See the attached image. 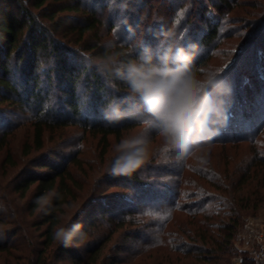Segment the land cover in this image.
Wrapping results in <instances>:
<instances>
[{"label": "trees", "instance_id": "trees-1", "mask_svg": "<svg viewBox=\"0 0 264 264\" xmlns=\"http://www.w3.org/2000/svg\"><path fill=\"white\" fill-rule=\"evenodd\" d=\"M188 1L192 3L186 10L188 17L181 20L180 29L191 22L192 26L190 30H186L187 34H191L193 29L194 32L200 30L199 42L205 48H215L222 36H231L229 29L224 33L220 31L221 20L214 21L207 15L208 5L200 0H181L180 6ZM78 2L79 0H0V104L8 103L21 108L27 106L28 111H31L32 146L25 144L24 154H28L32 147L36 150L43 147L45 131L52 133L70 126L99 136L103 154L109 146V136L119 141L124 134L137 128L134 119H123L110 125L99 117L104 110H110L115 105L129 107L133 112L135 109L133 101L127 97V86L111 73H102L97 63L91 60L97 57L103 62H108L110 57L123 59L139 43H131L135 35H126L119 39L121 43L107 48L97 32L98 23L101 24L97 10L91 8L77 24L68 23V28L76 34V39L69 37L65 41L86 44L85 47L88 46L92 51L88 60L55 34L50 35L47 32L50 28L30 9L50 8L57 3L58 11L79 10ZM246 2L247 0H214L211 6L222 15L234 12L237 6ZM154 4H150L148 9L156 8ZM258 4V11L254 13L252 24L250 23L252 29L246 32L248 37L246 34L237 35L238 38L246 37L242 40L235 60L242 57L255 42L264 38V0ZM159 5V8L167 10L166 15L171 13L169 22L173 23L180 6L174 8L167 0L160 1ZM56 12L51 11L45 16L53 30H57L61 24V19H55ZM191 15L198 21L191 20ZM154 23L162 24L156 20ZM109 25L111 28L112 23ZM164 26L166 25L163 28ZM248 26L250 25L246 27ZM41 57L53 63L51 69L57 77L56 85L64 95L62 100L66 109L63 106L55 107L48 90L42 93L39 88ZM203 58L200 56L196 59L197 67L200 62L207 60ZM261 63L264 69V58ZM234 64L232 62L230 68L221 71L224 79L230 76ZM80 78L84 82L86 93H90V112L84 106L85 103L79 101L76 88ZM243 102L253 104L248 103V100ZM98 107L101 109L98 110ZM55 111L56 115L51 114ZM260 122L262 124L258 125ZM263 122V117L256 114L251 121L245 118L244 121L237 122L236 128L223 127V131L220 130V134L211 143L193 146L191 154L180 163H176L169 148L152 133L150 140L157 144L156 153L150 157L152 163L145 169L148 172L142 173L143 169L135 165L127 167V171H122L126 167H121L115 176V180L140 188L137 189L139 191L129 197L128 204L122 205L125 207L120 208V213L109 210L106 220L113 227L95 242L87 241L81 250L84 255L77 252L76 247L58 244L52 236L60 217L64 222L69 219L76 222L79 218L78 213L65 218L69 202L77 196L76 190L73 191L76 181L68 170L67 162L61 167L59 163L49 161L35 164L46 170L43 173L26 171L11 186L10 192L16 194L15 199L22 201L27 198V212L24 217L9 221L12 225L10 237L13 240L10 241L9 237L0 239V264H122V259L116 255L106 261L104 250L115 232L129 223L137 225V230L127 234L125 238H130L132 244L139 243V247L132 251L133 258H137L133 264H229L234 254L240 255L233 248V239L242 214L264 209ZM251 131L253 135L248 134ZM1 133L0 150L6 129ZM11 157L8 151L6 160L13 162ZM129 158L131 155L123 159ZM159 167L164 168L163 171ZM154 168L157 171H152ZM153 176L156 177L155 180L168 178L158 184L164 189H171L167 192L172 193L169 199L160 198L162 202L160 199L159 202L146 199L145 204L152 205L147 209L137 210L142 203L139 192L147 185V178ZM52 192L57 193L59 198L54 201V210L45 214L39 210L36 199ZM117 199L121 201L124 198ZM133 199L138 201L133 203ZM94 200L89 201L94 204ZM166 200L168 202L165 206L163 202ZM127 215L130 217L128 222L125 221ZM31 216L32 219L28 218ZM2 222L3 218L0 217V223ZM93 224L89 223L90 226ZM94 227H98V224ZM127 248L124 245L122 252ZM150 257L153 260L148 262Z\"/></svg>", "mask_w": 264, "mask_h": 264}, {"label": "rangeland", "instance_id": "rangeland-1", "mask_svg": "<svg viewBox=\"0 0 264 264\" xmlns=\"http://www.w3.org/2000/svg\"><path fill=\"white\" fill-rule=\"evenodd\" d=\"M160 1L163 0H79V10L58 11L56 9L59 4L57 3L50 6V8L35 9L31 7L30 9L37 15L40 21L44 22L47 28H50L47 31L50 35L52 33L55 34L68 47L73 48L74 51H78L86 57L92 53L88 46L87 48L85 47L86 44H79L77 41L66 43L65 41L69 37H72L73 40L76 39V34L68 28V23L72 25L77 24L78 21L86 16V12L91 8L97 10L98 18L101 21V24L98 23L97 32L107 48H112L114 45L116 46L121 43L119 39L126 35V37L135 35L134 40H131L132 44L137 41L155 44L154 34L163 28V25H166L164 28H174L178 34H183L185 43L194 42L199 45L200 52L198 57L203 56V60H207L200 62L198 67L215 68L224 72V70L230 68L232 62H235L230 76L226 79L232 86V95L229 98L228 122L223 127L236 128L237 122L244 121L245 118L251 121L256 114H260L264 119V69L261 65V59L264 58V38L255 42L242 57L237 60L234 58L242 46L245 37H248L246 32L252 29L251 21L255 16L254 13L258 11V2H261V0H247L245 4L237 6L234 12H226L222 15L218 14L211 6L214 0H200L208 5L207 15L212 20H221L220 31L224 33L229 29L231 32V36H222L215 48H205L200 44V30H195L194 32L193 29L191 34H187L186 30L191 29V22L188 23L190 25L187 24L183 29H180L182 24L181 20L188 17L186 10L192 2L188 1L180 6L181 0H167L174 8L180 6L177 16L174 17V22L171 23L169 22L171 13L166 15L167 10L165 8H159ZM71 3L74 4V2ZM150 4H154L156 8L148 9ZM51 11H57L55 19H61L60 27L57 30L52 29V25H50L45 17ZM190 19L198 21L192 15ZM155 20L161 21L162 24L154 23ZM110 23H112L111 28ZM248 24L250 26L246 27ZM239 34L242 36L246 34V36L238 38L237 35ZM41 59L42 61L39 63V88L42 93L48 90V95L51 94V100L55 107L60 108V106H63L66 109L62 100L64 99V95L62 96L60 93L56 85L57 77L51 69L53 63L45 60L43 57ZM91 60L95 63L98 61L103 62L98 57ZM81 78L77 83L76 90L79 101L84 102V106L90 112L92 100L90 93H86V88ZM242 99L243 101L248 100V103L253 104H247ZM100 109L98 107V110ZM51 114L56 115V111ZM99 117H102L106 121L103 114ZM260 124L262 123L260 122L258 125ZM262 126L264 127V125ZM223 127L220 129L221 131H223ZM3 129H6L7 133L4 134L3 146L0 150V217L3 218V222L0 223L1 240L8 237L10 241L13 240L10 237V228L12 225L9 221L12 218L24 217L27 212L25 205L27 198L22 201L15 199L16 194L13 195L10 192L11 186L26 171L32 170L43 173L46 170L35 166V164H40L42 161H49L59 163L61 167L67 162L68 170L76 181L73 184V191L76 190L77 196L75 200L69 202L70 204L66 208L65 218L68 219L70 216L72 217V215L78 213L79 218L76 222L84 225V229L89 233L88 241L94 240L95 242L98 237L103 234L105 235L113 227L106 220L109 210H114L116 214L120 213V208L125 207L122 205L128 204L129 197L131 195L134 196L139 191L137 189H140L133 188L124 181L115 180L116 174L119 173L118 169L136 165L143 169L141 170L142 173H147L148 171L145 169L150 167L152 163L150 157L156 153L155 147L157 143L150 140L152 133L148 134L150 143L148 145L149 158L147 160H144L138 155L140 147L136 142H130L122 149H118L117 146L121 140L140 135L141 130L139 128H135L129 133L124 134L119 141H116L113 136H109V146L106 152L102 154V145L99 141V136H94L78 127L70 126L52 133L45 131L43 147L39 150L33 149L32 147L28 154H24L25 144L28 143L32 146L31 111H28L27 106L21 108L8 103L0 104V134H2ZM231 131L233 133L234 129ZM252 132L248 134L251 135ZM8 151L12 155L11 159L13 162L6 160ZM127 155H131V158L124 160L123 158ZM135 161L139 162L135 163ZM130 162L132 163L130 164ZM159 168L160 171L164 169L162 167ZM152 171L157 170L154 168ZM155 178L154 176L148 177L146 180L147 185L140 190L139 197L142 203L138 205L137 210L147 209L149 205H152L145 204L146 199H154L157 202H159L160 198L169 199L172 192L167 191L171 189H164L158 184L167 181L168 178L167 180L166 178H158L155 180ZM121 197L124 199L121 201L117 199H121ZM93 198L95 199L94 204L89 201ZM136 201L138 200L133 199V203ZM167 202L166 200L163 204L166 206ZM246 217H251L264 230V209L260 208L255 212H244L241 217L240 226L233 239V248L235 252L240 254L242 259L240 264H256L250 258L248 249L251 244L239 232ZM28 218L32 219L33 216ZM102 219L105 220L102 221ZM129 219L130 217L127 215L125 221L128 222ZM91 222L94 223L93 226L89 225ZM96 224H98V227L95 228L94 226ZM136 230L137 225L129 223L115 232L105 246L106 261H109L112 255L120 257L123 261L122 264H133L137 261V258H133L132 251L139 247V243L132 244L130 238H125L127 234L133 233ZM86 243L72 247H76L77 252L84 255L81 250H83ZM124 245L128 246V248L125 252H122ZM236 256L238 255L234 254L230 258L229 264H236ZM152 260L153 258L150 257L147 261L151 262Z\"/></svg>", "mask_w": 264, "mask_h": 264}, {"label": "clouds", "instance_id": "clouds-1", "mask_svg": "<svg viewBox=\"0 0 264 264\" xmlns=\"http://www.w3.org/2000/svg\"><path fill=\"white\" fill-rule=\"evenodd\" d=\"M155 44L139 42L123 59L110 57L97 62L98 69L111 73L127 86V97L135 111L120 105L104 110V119L114 125L123 119H134L141 134L121 140L122 149L136 142L138 155L147 160L148 134L163 141L180 163L191 154L193 146L211 143L228 122L231 84L215 68L197 67L199 45L184 42L183 34L174 28H161L154 34ZM90 59V57H85ZM55 192L36 199L39 210L47 214L54 210ZM54 241L65 247L88 241L84 225L67 222L60 217L54 227Z\"/></svg>", "mask_w": 264, "mask_h": 264}, {"label": "built area", "instance_id": "built-area-1", "mask_svg": "<svg viewBox=\"0 0 264 264\" xmlns=\"http://www.w3.org/2000/svg\"><path fill=\"white\" fill-rule=\"evenodd\" d=\"M240 234L251 244L250 258L256 264H264V230L251 217H246L240 229ZM236 264H240V255L235 257Z\"/></svg>", "mask_w": 264, "mask_h": 264}, {"label": "snow or ice", "instance_id": "snow-or-ice-1", "mask_svg": "<svg viewBox=\"0 0 264 264\" xmlns=\"http://www.w3.org/2000/svg\"><path fill=\"white\" fill-rule=\"evenodd\" d=\"M139 161H135V163H138ZM132 162H130L131 164ZM122 171H127V167L125 169H122Z\"/></svg>", "mask_w": 264, "mask_h": 264}]
</instances>
